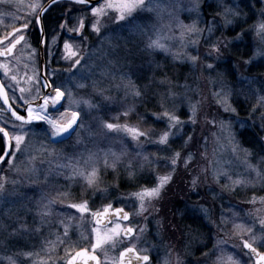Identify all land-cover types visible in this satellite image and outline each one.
<instances>
[{
    "label": "rangeland",
    "instance_id": "1",
    "mask_svg": "<svg viewBox=\"0 0 264 264\" xmlns=\"http://www.w3.org/2000/svg\"><path fill=\"white\" fill-rule=\"evenodd\" d=\"M206 1L207 4H212L215 12L221 16L220 23L214 25L213 20H208L202 15L200 9L205 0H160L163 9L162 19L158 20L155 12H145L141 13L131 24L118 27L115 22L116 13L110 12L103 21L106 27L102 28L101 34L94 33L91 35L92 42L86 50L80 47L77 42L75 43L74 47L80 49V54L88 56L87 64L82 61L83 67L78 66L87 78L81 79L79 73H76V80L67 86L77 98L81 96L85 99L91 98L93 103L99 105V108L93 110L90 115L84 116L86 125L84 131L77 130L71 136L63 138L55 137L49 140L44 135L48 126L44 122H34L31 127L36 135L28 138L30 151L25 150L23 154L18 153L14 158V163L19 172L17 173L16 168L10 169L7 162L2 165L3 167H0V176L8 178L6 198L0 197L1 220L5 218V226L12 237L8 248L9 253H0V264H8L6 257L14 256L19 252H32L35 255L27 259L20 258L17 264H20L21 260L23 264H65L68 259L65 250L68 249L71 253L78 250L75 247L77 241L82 242L81 244L87 243L84 248L91 250L90 243L85 240V237L94 235L91 233V229L97 227L92 224L91 214H83L82 217L76 209L69 207L70 204L79 203L85 199L88 200L89 207L93 212L101 211L105 206L111 204L112 208L123 207L130 213L131 221L129 223L131 226L144 229L143 234L139 231L136 233L141 237L140 240H132L131 244H136L140 253L155 256L152 264H164L165 258L170 261V264H176L177 256L183 264H214L216 257L221 254L219 249L214 251V245L218 241L227 242L223 246L225 254H234L233 245L239 246L242 243L239 236L235 234L236 230L233 228V224H244L246 228L251 227L256 235L261 234L259 221L264 219V203L260 202V198L264 197V190H262L264 189V182L257 180L254 172L249 174L246 161L257 164L262 157L253 159L247 148L242 146L240 137L243 134H245L244 136L249 135L253 130H259L260 136L264 140V119L261 118L264 114V106L257 105L258 96L264 95V91L256 92L257 111L253 112L252 107L250 113H243L245 107L249 108V103L248 100L243 99L245 95L240 91V88H246L249 83L248 81H241V77H252L247 74L244 75L246 65L242 69L236 63L238 68L235 66L234 77L236 76L239 83L238 88L235 89L228 73L225 70L219 71L218 63L213 61L215 59H207L204 56L211 43V41L205 43L204 38L208 36L207 28L214 27L216 29L222 26L225 30L230 25L223 26V8L231 7L235 10V6H238V0ZM102 2L103 0H101ZM36 3L42 5L43 0H0V34L2 29H11L10 26L17 20L23 22L32 11L30 6ZM194 3L198 4L199 7H193ZM169 12L172 13V16L168 15ZM262 12H264V0ZM235 18L229 17L233 21ZM180 22L188 26L195 25L204 31L201 35L186 33L182 38ZM260 22H264L263 19L256 20L253 26ZM120 24L124 25V22H120ZM152 25H155L156 29L160 31L162 43L168 46L169 51L146 48L149 37L156 38ZM137 26L144 30V34H141ZM251 29V43L255 52L259 46L260 37L254 27ZM219 34L221 31H215L212 40L220 37ZM4 35H0V38ZM193 40H198L199 43L193 45L191 43ZM49 45L50 42L45 51L47 57L44 58L46 59L45 66L51 64ZM83 50L85 51L83 52ZM173 53L198 56L199 60L197 64L193 65L184 55H181L180 59H176ZM156 54L170 58L174 62L186 64L190 68L189 72L196 73L197 81L188 84V88H185L187 83L184 82L185 85L181 87L179 92L174 91L177 95L172 101L176 104H172V106L176 107V114L186 123L181 128L174 130L178 132V136L170 138V147L147 143L142 137L140 143L143 144V149H139L130 136L126 137L122 133L120 135H105L104 130L100 127V120L96 118L102 117L103 120L112 123L138 125L141 130H144L143 125L139 123L140 120H143V116H139L137 110L129 117L120 116L119 120L113 119V117L118 116L128 107L136 105L140 99L133 98L130 91L126 94L123 85L131 82L129 81L131 75L122 66L126 65L127 68L134 69L139 65L144 70L149 69L152 75L154 69L159 67L153 61ZM129 62L130 64H128ZM0 63L9 66L10 70L7 75L3 69H0V78L4 85L10 88L14 103L19 104L20 110L26 109L24 101H29L33 105L39 98H42L45 82L40 76L37 46H30L28 41L27 43L24 42L8 59L0 58ZM205 63L216 65L215 71L205 70ZM45 66L44 72H47L46 77L52 88L60 86L62 79L66 81V71L63 72V76L58 75L57 71L54 75V72ZM73 72L76 70L73 69ZM150 74L148 73L147 76ZM12 76H15L16 80H12ZM106 77L107 79H105ZM221 77L232 89L229 102L236 109L235 113L224 112L223 107L217 104L216 98L212 96L213 91L220 89V85L218 83L213 84L212 80ZM111 79L112 83L109 82ZM131 79L133 80V78ZM260 79H264V74ZM93 82H96L95 88H93ZM75 83H86L88 87L77 89L74 86ZM151 83L160 84V80L152 77L149 85ZM143 84L141 85L142 88L145 86ZM117 85L120 87L118 88ZM256 85L257 89H260L257 82L250 86L251 89H256ZM21 88L25 89L24 93L20 92ZM62 90L64 89L62 88ZM101 90H103V95L100 94ZM235 91L237 92L236 96ZM105 96L110 97V99L105 100ZM237 96L242 98L239 102L243 109L240 111L231 101H236ZM166 97L168 98V96ZM189 98L192 103L201 101L197 121L194 125L189 121L191 115ZM63 103L66 105L67 101L65 100ZM49 110L55 115V109L50 106ZM59 110L63 111V108ZM248 110L246 109V111ZM213 119L217 121L216 125L210 123ZM221 120L231 124L230 131L234 137L231 141L228 139L229 132L227 130L221 132L220 130L219 122ZM0 123L12 131L13 120L5 117L2 110H0ZM149 128L155 129L152 133V140H156L158 134L166 130V127L157 129L155 126L145 129ZM189 135L192 136V140L187 147H184V142ZM42 145L47 147L49 154H43ZM233 146L236 147L235 152L232 151ZM109 149L116 153L125 150L127 152V155L122 158L115 169L110 166L107 168L103 166L105 153L109 152ZM138 151H142V156L148 155L154 161L155 156H171L174 151H181L182 155L191 152L194 156L187 168L181 160L161 197L154 202L153 207L141 215L136 214L139 203L132 195L133 192L128 196L120 195L116 186L106 182L103 175L102 178L100 175L98 184L92 188H89L85 180L79 176L73 179L68 178L72 176L73 168L77 166V162L79 170L86 173L90 172L93 167L99 168L100 173L108 170H116V172L123 170L126 172V177L130 176V172H142L153 180L149 187L157 183L158 175L172 171L171 167L164 162H154L151 165L141 167L143 159L142 156H137ZM90 154H94L92 160H88ZM30 157H35V159H30ZM107 158L109 165H111L113 157L110 153ZM8 159L13 158L9 156ZM129 162L132 163L131 168L128 167ZM33 165L37 171H27ZM61 165H68V167H60ZM204 169H207L206 175L202 171ZM216 170L228 171L231 180L222 175L217 182L213 175ZM196 175H199L200 179L195 190H193L190 181ZM45 177L48 179L45 180ZM237 178L246 179L251 183L233 187L232 181ZM12 180L16 181L15 185L11 183ZM115 189L116 192H112ZM108 192H111L113 197L100 199V203H98L99 201L91 203L90 198L101 194L106 196ZM253 196L256 197L254 204L250 202ZM49 200H54L55 203L46 209L45 205L48 204ZM201 205L209 209L208 216H205L200 210ZM45 212H50V215H44ZM222 215L226 218L224 224H221ZM60 221L64 223L61 224ZM115 223L121 222L115 221L107 227L99 228L102 231H107ZM174 224L175 226L172 227ZM65 225L69 227L67 238L63 235ZM122 225L125 226L123 223ZM190 228L194 229L196 237L191 233ZM205 228L209 230L210 237L204 233ZM203 233L204 235H202ZM243 236L251 242V237L246 231ZM60 240H63L64 243H59ZM179 240L183 243L181 250L177 249V246L180 248ZM206 241H210V245L207 247L204 244ZM131 244L125 241L123 246L117 245L115 249L105 246L103 251L98 250L96 254L101 257L103 264H111L112 260L117 259L120 249L128 245L131 246ZM254 246H257L260 251H264V247L258 243ZM183 249L186 250L183 251ZM105 253H107V257ZM204 253H211V255L205 257Z\"/></svg>",
    "mask_w": 264,
    "mask_h": 264
},
{
    "label": "snow or ice",
    "instance_id": "2",
    "mask_svg": "<svg viewBox=\"0 0 264 264\" xmlns=\"http://www.w3.org/2000/svg\"><path fill=\"white\" fill-rule=\"evenodd\" d=\"M56 0H52L54 4ZM76 4L82 5L85 8L90 7V16H80V17H70V20L74 19L76 23L69 27V21H65L64 23L60 24L59 27L62 31L69 34L70 39L75 38H83V32L90 26L93 33L99 35L101 34L102 28H105L103 21L109 15L110 12H115V22L117 23L118 27L127 26L131 24L134 20H136L141 13L145 12H155L157 19H162V12L163 9L161 8L160 0H74ZM174 7V5H171ZM32 11L29 13V16L23 20L20 24V27H13L10 32L0 38V45L7 44L6 47H0V56H8L13 52L17 45L21 42L27 43V37L22 34L26 30L29 29L31 23L40 24L41 23V15L47 11V9L39 3L33 4L30 6ZM193 7L198 8L199 5L194 3ZM191 10V9H189ZM169 16H172V13H168ZM224 18V27L231 25L233 23L232 19L229 17H238L240 15L239 12L234 10L231 7H224L222 12ZM261 16H264V12H261ZM34 17V20H33ZM120 22H124V25H121ZM163 27V26H162ZM170 27V26H169ZM179 27L182 29L181 37L183 38L184 35L187 34H196L201 35L204 30L198 29L195 25L188 26L184 25L182 22L179 23ZM260 37L259 46L257 47L256 51L254 52L253 56L244 61L245 64H252L256 57L264 58V22H260L258 25L253 26ZM137 28L141 31V34H144V30L137 26ZM152 29L156 34V38L152 39L149 37V42L146 45L147 49L155 50L161 49L164 51H169L168 46L165 43H162V36L160 31L156 29L155 25H152ZM41 33H43V28L41 26ZM216 29L214 27L207 28L208 36L205 37V43H209L211 41L210 46L208 47L207 51L204 53V56L207 59H215L217 61L221 60L224 55L225 51L227 50L230 44H233L236 41H240L244 35H247V31H242L240 34L234 37H226L221 35L220 37H216L215 40H212V36ZM77 34L76 37H73L71 34ZM53 44L55 45L58 37L53 35L51 37ZM193 45H197L199 43L198 40L191 41ZM225 50V51H222ZM35 51L34 49L32 50ZM176 59H180L181 55L191 61L193 65L197 64L199 57L198 56H188L186 53H173ZM61 58L65 61H70L71 67L66 71L67 77L66 81L64 79L61 80L60 86H56L52 88V91L43 96V103L38 104L35 107L29 101H24L26 105V115H21L18 111L12 108V105L8 103L9 97L7 93L4 91L3 85L0 84V97L3 98V102L8 104V110L11 111V116L15 117V121L19 123L13 122L11 127L12 131L8 130L6 126H0V142H3L5 147L0 149L3 152L0 155V162H5L6 158L11 156L13 159H7V163L10 166V169L16 168L14 163V158L17 154H23L25 150H29L28 138L31 136H35L36 133L32 130V125L34 122H44L48 128L45 130L44 135L51 140L55 137H66L71 136L73 132L84 131L86 125L84 123V116L90 115L93 110L99 108V105L93 103L91 98L85 99L83 96L77 98L73 92L68 88V84H72L76 80V73H79L81 79H86V74L80 70V67H83L82 61L84 64H87L88 56L81 55L80 49L78 47H74L69 40H64L63 43V52L61 53ZM80 66V67H78ZM216 65L212 63H205L204 69L207 71H215ZM0 69L4 70L5 75L9 72V66L7 64L0 63ZM73 69L76 72H73ZM55 71L54 75H55ZM63 76L64 73H61ZM12 80H16L15 76L11 77ZM241 81H248L249 86L253 83L259 82L260 89H254V91H264V79H259L257 77L242 76ZM164 83V81H161ZM213 84H219L220 89L218 91H213L212 96L216 98V103L223 107L224 112H232L235 113L236 109L231 106L229 102V98L232 96V89L229 88L225 82V80L221 77L219 79H213ZM74 86L77 89H86L88 85L86 83H75ZM44 88H49L51 85L49 83H44ZM96 87V82H93V88ZM119 88L120 85H117ZM124 89L126 90V94L128 91L131 92L133 98H140L142 96V91L137 88L133 83L128 82L127 84L123 85ZM62 88L64 90H62ZM185 88H188V85H185ZM25 89L21 88L20 92L24 93ZM100 94L103 95V90L100 91ZM176 93L169 90L168 92V99H174L176 97ZM105 100L110 99V97L105 96ZM67 101V104L63 103ZM201 104V101H196L195 103L191 102L189 98V109L191 115L189 116V121L194 125L197 121L198 109ZM258 106H264V95L258 96L257 99ZM55 109V115L50 112L49 108ZM160 106L164 108V111L161 113H152L153 117L156 120H165L166 121V130L161 131L158 134V138L156 140H152V133L155 129H144L137 126L130 125L128 123H112L106 120H103L102 117H97L96 119L100 120V127L104 130V134H116L120 135L121 133L124 136H130L133 141L136 142V146L139 149H143V144L140 143L141 138L143 137L145 142L155 144L157 146H166L170 147L169 141L170 138L173 136H178V132L174 131L176 129L181 128L186 121L181 120L180 116L176 114V107L173 106L172 109L166 107L165 99L162 96ZM63 108V111L59 109ZM75 109V110H74ZM253 112L257 111V106L254 105ZM135 113V107L130 106L125 111L121 112L118 116L113 117V119L119 120L120 116L129 117L130 115ZM262 119H264V114H262ZM143 119V118H142ZM210 123L216 125L217 121L215 119L211 120ZM221 132L228 131L229 136L228 139L231 141L234 137L230 131L231 124L226 123L225 121L221 120L219 122ZM91 127L90 125L88 126ZM192 140V136L189 135L187 140L184 142V147H187L188 143ZM206 142V138H205ZM43 154L47 155L48 150L45 145H42ZM54 151V150H53ZM232 151H236V147H232ZM109 153L113 157V162L109 165L108 162V155ZM94 154H90L88 160H92ZM127 155L126 150L120 153H116L109 149V152L105 153V158L103 161V166L105 168L112 167L113 169L116 168L117 164L120 163L122 158ZM137 156H142V151L137 152ZM254 159L255 157L252 156ZM30 159H35V157H30ZM143 164L144 165H151L154 162L160 163L164 162L167 166L171 167L172 171L169 173H165L163 175L157 176V183L152 187H141V189L132 195L139 203V207L137 209L136 214L141 215L144 212H147L150 207L154 206V202L157 201L169 182L173 178V174L176 171L177 165L183 161L184 166L187 168L190 163L193 161L194 156L191 152H187L186 154L182 155L181 151H174L172 152L171 156H155V161L151 159L148 155H143ZM87 162V161H86ZM247 168L249 170V174L251 172L255 173V178L264 182V158H261L257 164H252L248 161ZM60 167H68V165H61ZM128 167H132V163L129 162ZM17 173L19 169L16 168ZM27 171L29 172H36L37 169L33 165L31 168H28ZM205 175L207 174V169L202 170ZM129 175H134V173L130 172ZM214 178L217 182L221 179V176L227 177L231 180V176L229 175L228 171H219L216 170L213 173ZM76 176L83 178L89 188H92L96 184H98L100 180V169L97 167H93L90 172H85L83 170H79L78 162L77 166L73 168L72 176L68 177L69 179H73ZM48 177H45L47 180ZM199 175L193 176L190 183L193 190H195L198 182H199ZM6 183H8V178L5 176H0V197L6 198ZM11 183L13 185L16 184L15 180H12ZM251 181L246 179L237 178L232 181L233 187L235 185L244 186L245 184H249ZM227 187V186H226ZM264 190V189H262ZM67 195V194H64ZM251 203H256V197L253 196ZM260 202L264 203V197L260 198ZM54 200H49L48 204L45 205V208H49L50 205L54 204ZM70 208L76 209L81 216L83 214L90 213L92 217H94V222L96 225H100L102 223L101 217L105 218L106 224H111L112 220L111 217H115L117 220L120 221H130V213L125 212L123 208H116L114 211L112 210V205L108 204L103 208V211H95L93 212L89 207L88 200H83L79 203H72L69 205ZM200 210L205 214V216L209 215V209L200 206ZM44 215H50V212H45ZM234 216L236 214H233ZM251 215V213H249ZM63 224V221H60ZM226 223V218L222 215L221 216V224ZM259 224L261 226V234L256 235L253 232L251 227L246 228L244 224H233V228L236 230L235 234L239 236L241 240V245H233L234 254H225L223 251V246L227 243L224 240L218 241L216 245H214V251L219 249L221 254L216 257V261L214 264H264V251H260L256 245L257 243L264 247V219H260ZM137 231L143 234L144 229L140 228L137 229L129 223L128 226H123L122 223H115L114 226L109 228L107 231H102L99 227H93L91 229V233L94 234L91 237H85V240L90 243L89 248H80L78 251H75L74 254L70 252V250L66 249V256L70 257L66 260V264H90V262H94V264H103L101 261V257L96 254L98 250L103 251L105 246H109L113 249L117 247V245L123 246L125 241H128L131 244L132 240L139 241L140 236L136 235ZM251 237V242L249 239H245L243 236L244 232ZM69 227L68 225L64 226V237H68ZM59 243L63 244L64 241L60 240ZM35 255L32 252H19L14 254V256L6 257L8 264H17V261L20 258H31ZM170 255V253H169ZM205 257L211 255V253H204ZM107 257V253H105ZM132 257L135 258L136 264H149L150 257L148 255H141L140 252L137 250L136 244H131V246L123 247V250L119 252V256L117 259L111 261V264H133ZM20 264H23V261H20ZM164 264H170V261L165 258ZM176 264H183V262L177 256Z\"/></svg>",
    "mask_w": 264,
    "mask_h": 264
},
{
    "label": "trees",
    "instance_id": "3",
    "mask_svg": "<svg viewBox=\"0 0 264 264\" xmlns=\"http://www.w3.org/2000/svg\"><path fill=\"white\" fill-rule=\"evenodd\" d=\"M261 1L263 2V0H238V6H235L236 7L235 10L239 12L240 15L236 17L233 23L225 30L222 26L216 28L217 32L221 31V34H219V36L223 35L229 38L237 36L242 31H247V35H244L240 41H236L233 44H230L226 51L222 49V51H225V55L221 60L219 61L213 60L214 62L218 63L217 66L219 68V71L225 70L228 73L231 79V84L235 89L238 88L239 82L236 80V76L234 77L235 74L234 69L238 68L239 66H241L242 69H244L246 65V68L244 69V75L247 74L252 77L255 76L260 79L264 74V58L256 57L255 61L250 65L244 63V61L249 60L254 54V48L252 47L251 35H250L252 32L251 27H253V23L258 19H263L264 21V16H261V12H262ZM200 10L202 15H204L206 19L213 20L214 25L220 23L221 16H219L215 12V8H213L212 4H207L206 0L205 3L202 4ZM85 15L90 16V9L85 8L82 5L77 6L75 3L68 1L56 2L45 12L42 18H43V26L46 34V40H48V44L50 42L49 61L51 62L50 65L46 64L47 69H50L52 71L56 70L57 71L56 73L62 76L61 73L65 72V70L71 67L69 61H65L61 58V53L63 52L64 40H69V42L72 43L73 45H75V43L77 42L80 45V47L84 48L85 50L87 47H89L90 43L92 42L91 35L94 34L90 26L86 28V30H84L83 32V37H86L87 38L86 40L83 38L70 39L69 34L62 31L59 27V25L64 23L65 21H69V27H72L76 23V21L74 19L70 20V17L78 18L80 16H85ZM21 23L22 22H19L17 20V22L13 23V25L10 27L12 29L13 27L20 25ZM46 25L49 27H46ZM9 31L10 28L2 29L0 35H4V34L6 35V32ZM28 33H29L28 39L30 46H37L39 34H38V29L36 27V23L33 22L30 24ZM53 35H56L58 37V40L55 45L53 44L51 39ZM71 35L73 37L77 36V34L75 33ZM46 49H48L47 46L45 47V51ZM85 50H83V52ZM45 58H47L46 55ZM153 61L157 63L159 67L154 69L152 75L150 74L149 69L144 70V68L139 65L134 69L127 68L126 65L122 67L126 71H128L129 74L131 75V78H133V80L130 78L129 81H131L137 88H139L142 91V96L138 100L137 104L136 105L133 104L139 116L141 115L143 116V120H140L139 123L143 125L144 129L150 126H155V128L157 129L161 127V129H163L166 127V121L165 120L158 121L152 115V113H161L162 111H164V108L160 106L161 100L159 99L163 96L165 99L166 107L172 109L173 108L172 104H176V102H173L172 99H168L166 97L168 96L169 90H171L172 92L174 91L179 92L181 87L185 85L184 82H186L187 83L186 85H188L191 82L193 83L194 81H197V77H196V73H192L191 71L189 72L190 68H188L186 64H181L180 62H174L170 60V58H164L162 55L156 54L155 59ZM236 63H238V67ZM128 64H130V62ZM148 73L150 74V76H147ZM46 76H47V72H46ZM152 77L158 78L160 80V84L151 83L149 85ZM105 79H107V77ZM161 81H164V83H161ZM109 82L112 83V79L109 80ZM142 84L145 85L144 88L141 87ZM257 84L260 86L259 82H257ZM257 88L258 87L256 85V89ZM7 91L9 96L12 97L10 88L7 87ZM240 91L243 93V95H245V98L243 99L248 100L249 103V108L245 107L246 109L249 110L246 111L245 109L243 113H250L251 112L250 109L254 105H256V97H255L256 91L251 89L250 86H247L246 88L245 87L240 88ZM252 94L254 95L251 96ZM236 95L237 92L235 91V96ZM241 99L239 98V96H237L236 101L231 100L238 107L239 111L243 109L242 104L239 102L241 101ZM12 102L15 108L20 110L19 104L14 103L15 101H13V99ZM2 114L8 118V116L4 112H2ZM183 119H184V115H183ZM0 126H4V125L0 123ZM41 129L43 128L41 127ZM244 135L245 134H243L240 137L242 146L247 148L249 153L255 158H259V157L263 158L264 140L261 138L259 130L257 131L253 130L252 132H250L249 135L246 136ZM3 148H4V144L0 142V149ZM118 173L119 175H116ZM125 173L126 172L123 170L121 172H116V170L114 171L108 170L101 172L100 175L101 178L102 175L104 176L103 179L106 180V182L114 184V186H116L117 192L122 196L125 195L128 196V194L132 192L133 193L137 192L141 187H149L153 183V180L149 176H146L147 174H144L142 172H136L134 173V175H130V176L127 175L128 177H126ZM116 189L112 190V192L115 193ZM111 197H113L112 193L108 192L106 193V196L102 194L98 196H94L90 198L91 199L90 201L91 203H97L98 201H99L98 203H100V199H109ZM114 204L116 205V203ZM1 216L2 215L0 212V245L3 244V246H0V253L8 254L9 253L8 248L11 243L12 237L7 231V227L5 226L6 225L5 218H2L1 220ZM174 226L175 224L172 227ZM194 226L193 228H195ZM193 228H190V231L196 237V232L194 231ZM205 233L208 234L206 236L208 237L211 236L207 228H205ZM202 235H204V233ZM81 243L82 242L77 241L75 247L79 249L86 246L87 244V243L84 244ZM205 244H206L205 246L207 247L208 245H210V241H206Z\"/></svg>",
    "mask_w": 264,
    "mask_h": 264
},
{
    "label": "water",
    "instance_id": "4",
    "mask_svg": "<svg viewBox=\"0 0 264 264\" xmlns=\"http://www.w3.org/2000/svg\"><path fill=\"white\" fill-rule=\"evenodd\" d=\"M56 1H59V0H56ZM53 3H52V0H48L43 6L45 7V8H48L50 5H52ZM43 16V14L41 15V17ZM38 25V24H37ZM41 26H42V18H41V23L38 25V27L37 28H39V33H40V42H39V47H38V56H39V69H40V76H41V78L44 80V82L45 83H48L47 82V80H46V77H45V73H44V56H43V48H44V32L43 33H41ZM42 28H43V26H42ZM18 46V45H17ZM16 46V47H17ZM15 50V49H14ZM14 50H13V52H14ZM12 52V53H13ZM12 53L11 54H9L8 56H10V55H12ZM8 56H0L1 58H8ZM0 84H2L1 82H0ZM3 88H4V91L6 92V90H5V87L3 86ZM50 92V88H45V95L46 94H48ZM7 93V92H6ZM42 99H43V97L41 98V99H39L34 105H38V104H40L41 102H42ZM0 102L2 103V106H3V108H4V111L11 117V118H13L14 120H15V117H12L11 116V111H9L8 110V104H5L4 102H3V98L2 97H0ZM8 103L9 104H11V102L10 101H8ZM12 105V104H11ZM12 108H13V106H12ZM14 109V108H13ZM21 114V113H20ZM21 115H26V114H21ZM16 122H18V121H16ZM4 147H5V145H4ZM2 154H3V152H2ZM7 159V158H6ZM1 164H3V162H0V165ZM116 209V208H115ZM115 209H113V210H110V211H114ZM125 211V210H124ZM126 212V211H125ZM94 217H92V222H93V224L94 225H96L95 224V222H94ZM111 220L113 221V220H117L114 216L113 217H111ZM101 221H102V223L100 224V225H96V226H101V227H105V226H108L109 224H106V222H105V218L104 217H101ZM122 222H127V221H122ZM74 254V253H73ZM70 258V257H69ZM134 258V257H133ZM133 260H135V258L133 259ZM90 264H94V262H90ZM134 264H136V261L134 262Z\"/></svg>",
    "mask_w": 264,
    "mask_h": 264
},
{
    "label": "flooded vegetation",
    "instance_id": "5",
    "mask_svg": "<svg viewBox=\"0 0 264 264\" xmlns=\"http://www.w3.org/2000/svg\"><path fill=\"white\" fill-rule=\"evenodd\" d=\"M22 34H24L26 37L28 36V30H26L25 32H23ZM3 45H6V43L5 44H3ZM203 240H205V238H203ZM182 241H180L179 240V242H178V245L180 246V248H178V246H177V249H179V250H181V246H182ZM204 244H205V242H204ZM125 247H128V246H125ZM204 249H205V247H204ZM186 249H183V251H185ZM142 254H144V255H148L149 257H150V262H149V264H152L153 263V261H154V258H155V256H152L151 254H148V253H142ZM141 264H143V263H141Z\"/></svg>",
    "mask_w": 264,
    "mask_h": 264
},
{
    "label": "bare ground",
    "instance_id": "6",
    "mask_svg": "<svg viewBox=\"0 0 264 264\" xmlns=\"http://www.w3.org/2000/svg\"><path fill=\"white\" fill-rule=\"evenodd\" d=\"M0 155H2V151L0 152ZM8 158H9V157H7V159H8ZM7 159H6V160H7Z\"/></svg>",
    "mask_w": 264,
    "mask_h": 264
}]
</instances>
